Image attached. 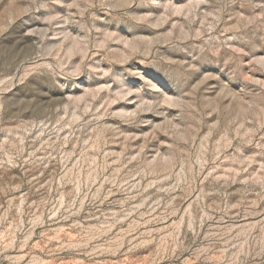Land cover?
I'll use <instances>...</instances> for the list:
<instances>
[{
  "label": "rangeland",
  "instance_id": "rangeland-1",
  "mask_svg": "<svg viewBox=\"0 0 264 264\" xmlns=\"http://www.w3.org/2000/svg\"><path fill=\"white\" fill-rule=\"evenodd\" d=\"M0 264H264V0H0Z\"/></svg>",
  "mask_w": 264,
  "mask_h": 264
}]
</instances>
